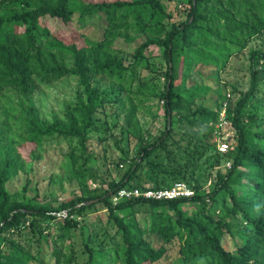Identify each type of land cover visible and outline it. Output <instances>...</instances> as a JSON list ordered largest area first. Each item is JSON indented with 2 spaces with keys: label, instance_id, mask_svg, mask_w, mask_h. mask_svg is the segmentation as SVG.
Listing matches in <instances>:
<instances>
[{
  "label": "trees",
  "instance_id": "16d2710c",
  "mask_svg": "<svg viewBox=\"0 0 264 264\" xmlns=\"http://www.w3.org/2000/svg\"><path fill=\"white\" fill-rule=\"evenodd\" d=\"M178 13L185 17L178 19ZM96 16L106 23L98 40L74 25L75 19L83 24ZM129 31L145 38L125 63L114 43L117 38L132 41ZM263 33L264 0H184L175 11L163 0H0V93L10 92L20 106L19 133L9 134L8 126L0 130V264H50L43 259L42 243L49 247L53 264H94L107 252L120 264H165L157 261L174 247L178 257L172 264H264V105L252 103L264 83V48H248L247 89L231 85L239 97L227 104L234 135L233 148L226 153L216 149L210 125L226 93L217 87L211 107L203 102L208 84L191 79L194 65L221 70ZM157 57L158 67L152 61ZM139 65L154 75L132 90ZM66 77L76 81L73 99L61 115L40 116L35 91ZM160 78V86L145 85ZM151 98L161 102L164 117V128L156 135L144 131L136 115L135 100ZM114 103L123 113L119 133L131 136L135 149L130 156L115 140L120 156L114 166L125 169L106 178L107 169L91 164L97 154L88 141L93 132H113L117 123L108 121L115 115ZM25 145L29 149L22 152ZM53 145L66 148L63 159L73 178L86 174L96 185L84 181L79 193L48 202L39 201L37 192L29 196L27 184L10 192L11 178ZM209 159L218 169L207 190L194 172ZM223 159L230 160V167L222 166ZM175 181L188 183L194 195L137 197L116 204L108 195L122 187H169ZM99 203L115 230L88 233L79 255L72 233ZM61 211L66 214L58 215ZM137 212L143 213L140 219ZM23 236L29 245L21 242Z\"/></svg>",
  "mask_w": 264,
  "mask_h": 264
},
{
  "label": "rangeland",
  "instance_id": "374dc122",
  "mask_svg": "<svg viewBox=\"0 0 264 264\" xmlns=\"http://www.w3.org/2000/svg\"><path fill=\"white\" fill-rule=\"evenodd\" d=\"M163 1L166 2L170 11H175V8L180 9L184 4V0ZM184 17L185 13H178V19H183ZM105 24V20L97 16L86 20L83 24H78V21H76V19L74 20L75 27H78L81 32H84L85 36L95 40L102 37ZM129 35L133 37L132 41L128 42L123 38H117L114 43L115 47L122 50L125 63L130 60L129 57L134 47L145 38L144 35L134 34L132 31H129ZM250 47L264 48V33L261 36L252 38L248 42L247 47L241 52L233 54L225 67L221 70H218L215 67L203 66L201 64L194 65L192 68L193 71L191 72V79L197 82L206 83L210 88L209 92L204 96V104L211 107L216 105L214 101L216 100L218 92L217 87H219L222 92L224 91L226 93L227 99L224 102H227V104L229 103L228 100L232 99L234 102L239 97V95L232 93V84L236 85L242 91L247 89L249 81L248 48ZM159 59L160 57L152 59L156 67L160 65L158 61ZM153 75L154 71H152L151 68L149 69L147 66L139 65L131 83L132 90H134L138 84L142 85V83H144V81L141 80H145ZM161 81V78L154 81H145L147 82L145 85L152 88L153 84H158L160 86ZM75 89L76 81L74 78L70 77L60 79L49 85L40 86L34 93V100L40 116L50 119L53 115H61L64 105L73 99ZM135 101L137 108L136 115L142 129L152 135L159 134L164 128L163 110L160 107L161 102L155 98L148 99L143 103H138L137 100ZM197 102L202 103L201 100H198ZM254 102L264 105V83L262 84L261 92L258 97L252 100V103ZM111 106V110H115V115L109 119L108 124L114 126V123H117L113 127V132L110 130L99 133L93 132L88 141L89 149H92L93 152L97 154V161L95 163H92L91 161V164L95 167L99 166L102 171L107 169L108 172H105L109 177L106 178H116L125 169V166L122 164L119 165L118 169L114 166V163L118 161L120 156V150L115 147L114 141L119 140V146L127 150L130 156L134 154L135 149V141L133 138L126 133H124L123 136L119 133V127L123 123V113L121 112L120 107L117 103H114ZM13 108L15 109L14 111ZM18 109H20V106L15 96L10 92L0 93L1 131H4L8 126L9 134L14 135L19 133L16 125ZM174 126L175 129H177V124ZM103 137L105 138L103 139ZM176 137H179V134H177L175 138ZM14 140H16V138ZM28 149V145L21 147L22 152H26ZM65 149L64 146L62 149L61 146L58 145L42 149L41 156L38 159L29 160L31 162L26 163L24 170L11 178L7 183L8 190L10 192L19 191L27 184V194L29 196H34L37 192L39 201L48 202L52 201L54 196L60 201L79 193L84 181H87V183L89 182V184L94 187L96 184L91 183L86 174L81 175L80 178L76 179L73 178L69 171H67L65 167L66 162L63 159ZM104 150L106 154H103ZM212 162V159L199 162L195 167L196 170L194 172L196 180L207 190L212 188L215 180L214 175L218 169L217 166L213 167V165H210ZM222 162L227 163L230 162V160L223 159ZM222 166L225 167L224 164ZM246 182V179H243L242 183L244 184ZM243 187V185H240L237 186V189L242 190ZM184 207L191 209L192 205H184ZM65 214L66 211L58 213V215L62 216ZM142 215V212L136 213V216L139 219ZM53 229L55 233L56 227L54 224ZM104 229L112 234L115 227L111 222H108V211L104 208L103 204L99 203L94 212L87 213L82 219L80 228L74 230V232L72 231V245L75 249V253L78 251V254L81 255L79 250L83 247V241L88 233L99 232V234H101ZM100 239L101 235L96 238L93 237L92 243L96 244ZM21 242L25 244V246L29 245L24 236L21 238ZM155 243L156 242H154V245ZM223 244L226 247L229 246V239L224 237ZM42 246L43 259L50 264H53L54 259L50 256L49 247L44 243H42ZM31 247H33L32 250L35 249L33 244H31ZM176 250L175 247L169 249L157 262L165 264L174 263V260L176 261V258L178 257ZM80 258L81 257L76 255V260L80 261ZM104 258L105 259L97 257L94 264H120L119 261H112L111 252H107Z\"/></svg>",
  "mask_w": 264,
  "mask_h": 264
},
{
  "label": "built area",
  "instance_id": "2783aa9c",
  "mask_svg": "<svg viewBox=\"0 0 264 264\" xmlns=\"http://www.w3.org/2000/svg\"><path fill=\"white\" fill-rule=\"evenodd\" d=\"M210 125L212 126L213 141L216 149L221 153H226L228 150L232 149L234 131L227 118V102H224L219 110L217 120L210 122ZM224 166L230 167V162L224 163ZM194 193V188L185 181H175L169 187H122L110 194V201L112 204H116L122 199L137 197L155 200L174 199L191 197Z\"/></svg>",
  "mask_w": 264,
  "mask_h": 264
},
{
  "label": "water",
  "instance_id": "95a60500",
  "mask_svg": "<svg viewBox=\"0 0 264 264\" xmlns=\"http://www.w3.org/2000/svg\"><path fill=\"white\" fill-rule=\"evenodd\" d=\"M169 119H170V118H169V116H168V124H169ZM110 194H111V193H108V195H110Z\"/></svg>",
  "mask_w": 264,
  "mask_h": 264
}]
</instances>
